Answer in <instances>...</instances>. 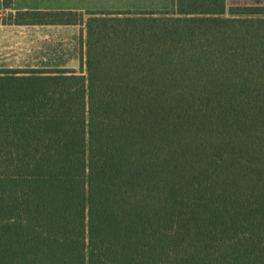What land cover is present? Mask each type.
Masks as SVG:
<instances>
[{"label":"trees","instance_id":"1","mask_svg":"<svg viewBox=\"0 0 264 264\" xmlns=\"http://www.w3.org/2000/svg\"><path fill=\"white\" fill-rule=\"evenodd\" d=\"M6 16L86 38L0 69V264H264V5Z\"/></svg>","mask_w":264,"mask_h":264},{"label":"rangeland","instance_id":"2","mask_svg":"<svg viewBox=\"0 0 264 264\" xmlns=\"http://www.w3.org/2000/svg\"><path fill=\"white\" fill-rule=\"evenodd\" d=\"M97 11H165L173 0H105ZM264 5V0H227V11L233 6ZM16 12V11H12ZM8 11L0 10L6 19ZM88 16H85L87 19ZM82 26L48 27L0 24V69H26L45 65L67 64L81 70L85 51V33Z\"/></svg>","mask_w":264,"mask_h":264},{"label":"crops","instance_id":"3","mask_svg":"<svg viewBox=\"0 0 264 264\" xmlns=\"http://www.w3.org/2000/svg\"><path fill=\"white\" fill-rule=\"evenodd\" d=\"M105 0H13L11 9L4 7V0H0V10L5 11H77L92 12L97 11L98 4H105ZM13 12V13H16ZM38 26V25H37ZM48 27H66L65 25H50ZM83 27V26H82ZM84 28V27H83ZM84 37L86 32L84 30Z\"/></svg>","mask_w":264,"mask_h":264}]
</instances>
